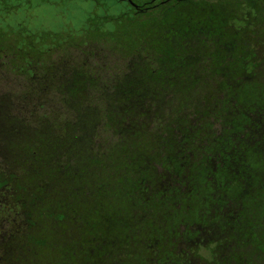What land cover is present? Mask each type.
<instances>
[{
  "label": "rangeland",
  "instance_id": "1",
  "mask_svg": "<svg viewBox=\"0 0 264 264\" xmlns=\"http://www.w3.org/2000/svg\"><path fill=\"white\" fill-rule=\"evenodd\" d=\"M148 1L0 0V167L19 187L22 206L16 226L7 228L4 236H0V264H160L167 258L176 260L177 251L181 252L179 255H190L186 252V243L192 240L191 236L200 234L195 227L200 217L192 209L193 204L198 206L199 193L194 200L174 189L165 199L159 197V192L192 182L202 192L203 178L192 166L195 160L181 174H176L169 172V164L161 159L160 168L143 176L150 193L145 194L143 186L135 193L142 197L147 195L144 200L152 199L149 204L157 211L153 206L145 208L142 201L124 199L129 186L123 189L121 179L111 180L110 176L115 166L126 170L123 177L128 176L129 171L146 166L150 154L163 152L165 157L175 158L183 148L190 154L192 143L183 146L176 141L183 134V127L189 125L185 124V114L193 113L191 125L195 126L196 139L200 140L203 115L229 113L226 101L233 96L232 90L244 86L240 78L228 74L230 70H238L235 58L239 48L254 51V71L264 74V0L168 1L136 14L133 6L140 7ZM173 6L175 10L167 12ZM26 45L30 61L24 59ZM40 49L49 51L39 55ZM160 52L165 54L159 57L158 64L164 68V74L154 83L160 89H155L152 84H146L139 69L142 64L146 67L151 64ZM172 55L184 61L175 63L169 58ZM27 67L34 77L12 69L26 71ZM90 68L97 69L99 85L108 86L105 95L97 92V87L88 91L87 77H96L89 73ZM78 70L82 73L79 76L76 75ZM260 83L264 84L255 82ZM116 86H119L117 93L112 95L110 90ZM158 90L162 93L155 92ZM239 91L233 101L240 106H243L241 102L254 103L257 111H264V98L260 101L253 97L241 99ZM143 97L150 99L148 114L152 113L155 125L161 127L162 121L163 124L166 120L175 121L173 128H166L167 142L161 144L152 131L148 137L153 134V140L141 136V143L135 141L133 147L130 142L118 146L101 141L96 146L83 145L78 140L77 135L84 134L80 131L83 128L94 135L89 123L97 118L96 114L93 119L85 118L91 114L84 110L89 102L123 104ZM119 110L122 114H115L113 110L112 120L122 121L127 116L124 110ZM135 112L140 113L141 108ZM262 115L257 121L253 120L256 126L248 138L262 136ZM78 118L81 122L74 127L77 130L65 124V132H59L52 124L53 120L60 124L62 120L70 123ZM212 124L216 130L217 125L214 121ZM239 131L236 129L233 133ZM62 133L63 137L59 138ZM103 135L109 142L115 141L112 131ZM97 154L107 168L106 175L103 173L106 168L92 162L97 160ZM135 154L131 168L130 157ZM219 156L216 155L214 161L220 159ZM59 157L64 161L60 167L54 162ZM112 159L116 161L114 165ZM253 162L257 166L250 160L247 162L248 193L253 196L248 199L257 198L263 203L264 191L257 192L259 180L255 175L264 173V163ZM218 180L215 178L213 182L218 183ZM137 181L143 183L144 180ZM229 197L233 198L232 205L239 215L251 208L248 200ZM159 200L166 201L163 204ZM53 203H60L58 207L66 216L65 225L53 226L46 220L45 215ZM120 204L126 205L128 210L117 217ZM261 207L254 209L255 215L260 214ZM174 208H179L178 219ZM223 211L227 209H220L221 213ZM26 217L31 222L29 227L25 225ZM214 220L209 217V224L216 228ZM207 223L205 218L204 224ZM257 228L258 238L263 239L262 242L257 240L256 264H264V226L257 225ZM12 230L14 238L11 240L7 236ZM211 230L206 229L210 238L217 235L215 229ZM41 231L50 244L41 256L35 257L30 244L36 237L31 236ZM26 234L29 240L24 237ZM238 241L241 244L240 238ZM148 245L156 246V254H150ZM200 256L208 259L204 253ZM225 259L237 258L228 253ZM248 259L246 256L245 260Z\"/></svg>",
  "mask_w": 264,
  "mask_h": 264
},
{
  "label": "trees",
  "instance_id": "2",
  "mask_svg": "<svg viewBox=\"0 0 264 264\" xmlns=\"http://www.w3.org/2000/svg\"><path fill=\"white\" fill-rule=\"evenodd\" d=\"M187 2V1H186ZM194 2V1H192ZM247 4V1L246 3ZM243 4V5H245ZM249 8L254 9L256 7L249 6ZM175 10V7L168 8L167 12H172ZM135 11V10H134ZM138 14L137 12H135ZM204 34V32L201 33V35ZM1 39V35H0ZM235 42V41H234ZM1 44V42H0ZM29 45V43H27ZM26 45V46H27ZM158 46L163 50V46L161 45V41L159 40ZM25 57L24 59L26 61H30V57L28 56L29 47L25 48ZM30 50H33L30 47ZM37 50V49H36ZM38 51V50H37ZM43 51H49L47 49H40L39 52H37L39 55L43 54ZM165 54L160 52L157 57L154 58V60L151 61V64H148L147 67L145 64H142L140 66L141 70V77H145L144 79L147 81L146 84H152L151 87L155 89H160L155 85L154 83L160 81L159 76L164 74V68H160L159 64V57L164 56ZM168 58V56H167ZM170 60H175V63H182L183 58H179L177 55L169 56ZM195 60H198L197 57H193ZM188 59V58H187ZM235 62L237 64V69L230 70L228 74L236 75V78H240L244 84V86L236 88L235 90H232V97H229V99L226 101L227 110L229 113H225V111H222L219 116H213L207 112L206 115H203L202 118V124L199 127V131L203 134L202 137L198 136L200 140L196 139L195 135V126H192L191 123L194 118L192 117L193 113L185 114V124L189 123V125L183 127L184 131L183 134L180 135V138H176L177 142H180L185 146L189 142L193 144V150L190 152L185 150L186 148L181 149V151H178V155L175 156V158H172L171 156L165 157V154L163 152L156 153V154H150V160L147 161L146 166L139 167L137 171H129L128 176H125L126 170H119L114 167V170L110 176L111 180H120L121 179V186L123 189L129 186V190L125 192V197L130 199L131 202L133 200L135 202H143V205L145 208L150 209L152 207V204H149L152 199H145L147 198L142 196H137L136 193L140 192L139 188L140 186H143L142 191L145 192V194L150 193L148 185L145 183V177L152 174V171H156L158 168H160V160L165 159V162L169 164L168 171L173 172L176 174H181L182 171H184L187 167H189V163L191 161L195 160V163L192 166H195L199 170V173L203 179L209 178L210 180H202L201 188L202 192L199 188L196 187L194 182L189 183L187 185H182L181 187L177 184V187L172 189H162L159 192V197H163L162 199H165L167 195L172 194V190L174 189L177 193H181L184 195V197H187L188 195L191 196L194 200L195 197L199 193L200 199L197 201L198 206L192 205V209L196 210V214L200 217L199 220H197L195 223L198 225H195L197 228V232L200 230L210 229V232H212L211 229H215L214 237L209 240V242L204 244H198L196 245L193 241L195 240V236L192 237L190 241H187L186 243V252H190V255H184L181 254V252L178 251L176 254H174V258L176 260H170V259H164L160 264H192V262L200 263L201 261L204 264H256L257 258L259 256V250H257V240L260 239V241L263 239V237H259V229L258 226H264V202L257 200V198H254V200H249L248 197L250 193H248L249 187V181L247 180L249 177L247 172H250L248 170L249 166L247 165L248 160L252 161L253 165L255 163L253 161H262L264 163V129L262 128V136L258 138V136L254 138H248V134L250 131L254 130V127L256 126L255 123H253V120L257 121V117H263L262 113L264 114V111L261 110L257 111L256 106L254 107V103H251V105H246L244 102H241L240 106L237 102H235L234 97H238L235 95L236 92L239 91V95L242 97L241 99L253 97L255 100H261V98H264V84H255V82H264V74L259 73L260 75H263L260 77L254 70H255V55L254 51H247L245 48H239V52H237V57L235 58ZM155 63V66H154ZM145 65V66H144ZM44 73H47L46 66H43ZM11 69V68H10ZM13 70L17 69L12 68ZM21 71V70H20ZM26 71H29V68L27 67ZM89 73L94 74L96 77L94 78L92 75L88 76L87 79H89L88 82V91L91 89H96L97 92L100 94H106V88L108 87L105 83L100 86L97 82V69H89ZM81 71L78 70L76 72V75L79 76ZM96 82V83H95ZM109 84V83H108ZM135 86V85H134ZM117 87L112 88L114 90H110L112 95H115L117 93ZM87 90V89H86ZM155 92H161L160 90ZM115 93V94H114ZM162 93V92H161ZM231 96V95H230ZM233 99L235 101H233ZM146 99L143 97L139 101L136 99L135 101H132L131 103H123L118 104L112 101H109L108 104H102L101 102L91 103L87 106L85 113H91L90 115H86L85 118L88 117V119H93L95 117L94 113L96 114V117L94 120H91L89 125L92 127L93 134H89L84 131L83 135H77L78 140L83 143V145H99L101 141H104L106 143H114L118 146H125L128 144V142L131 143L133 147V143L135 144V141H137L139 144L141 143L142 139L141 136H146L147 139L153 140V134L151 137L149 136V133L155 132L157 136L155 137L157 140H159L162 143H164L167 140V130L168 127H174L173 120H166L165 124H163L164 121L160 123L161 127L158 125H155L153 121L152 113L148 114L150 112V107L148 103L150 102V99ZM116 105H119L118 107ZM90 106V107H89ZM225 106V104L223 105ZM192 107V106H191ZM189 107V108H191ZM141 108L140 113H136L135 110ZM124 110L127 116L123 117V120L120 121L119 119H116V121L112 120V114L115 112V114H122V112L119 110ZM84 110L82 112H84ZM114 110V112H113ZM90 111V112H88ZM80 112V111H78ZM190 112H193L190 110ZM220 112V111H219ZM228 114V116H225ZM234 116H233V115ZM94 115V116H93ZM155 115V114H154ZM160 119L159 117L157 118ZM52 121V120H51ZM94 121V122H93ZM212 121L215 122L217 125V129L214 130ZM80 119L76 122H66L61 121L60 124H57V120H53L52 124L55 126L57 131L61 132L64 131L65 124L68 125L70 129H75L74 127L80 123ZM93 122V123H92ZM92 123V124H91ZM151 123V124H150ZM253 123V124H252ZM184 124V125H185ZM239 129V132L233 133L234 130ZM106 129V131H105ZM198 129V128H197ZM140 130H143V133H141ZM112 131L115 141L109 142L105 138H102L104 135L103 133ZM158 132V133H157ZM63 133L58 136L59 138L63 137ZM92 135V136H91ZM145 140V138L143 139ZM167 142V141H166ZM134 154V153H133ZM220 155L218 160L214 161V158L216 159V155ZM135 157L137 155L135 154L134 157H130L131 159V168L134 166ZM155 157L156 159H154ZM111 161H114L112 159ZM122 161H124V158H122ZM127 161V160H126ZM197 161V162H196ZM219 161V162H217ZM55 163H58L59 167L60 164H62L64 161H62L61 157L58 158L57 161H54ZM94 164H97L98 167H104L102 164V159L97 154V160L92 161ZM217 162V163H216ZM116 163V161L113 162V165ZM198 165H195L197 164ZM111 164V162H110ZM112 166V165H111ZM257 166V165H255ZM264 166V164H263ZM107 168L104 170V174L106 175ZM110 172V171H109ZM109 174V173H108ZM107 174V175H108ZM73 175V174H71ZM178 176V175H176ZM198 176V175H196ZM194 177V175H193ZM257 180V187L256 190L258 193H261L264 191V173L260 174V176L255 175ZM219 178L218 183H214V179ZM127 181L125 183L124 180ZM184 180H187L186 178H183ZM135 180H144L143 183ZM141 183V184H140ZM44 184V183H42ZM146 185V186H145ZM181 189H185V192H181ZM20 191V190H19ZM136 192V193H135ZM203 193V195L201 194ZM257 193V195H258ZM142 194V193H141ZM201 195V196H200ZM233 195L236 196L235 199H244L247 201L248 204H251V208L245 209V213L238 214L237 211H235L236 207H233L232 203H235L229 196ZM169 197V196H168ZM167 197V198H168ZM172 198V196H170ZM255 197H257L255 195ZM189 198V197H188ZM170 198L166 199L167 201ZM166 200H159L163 204V201ZM122 203V202H121ZM262 203V204H261ZM160 204V203H159ZM161 204V205H163ZM53 207L50 206L48 213L45 215L46 220L53 224V226L58 225H65L66 216L64 215V212L62 211L61 207H58L60 203L52 204ZM262 205L260 209V214L255 215V211L258 209V207ZM216 207V208H214ZM22 208V206H21ZM212 208L213 211L211 210ZM227 209V211L220 212V209ZM128 210V207L124 204H120L119 208L117 209V217L123 213L124 210ZM152 209H156L155 206L152 207ZM219 209V210H218ZM256 209V210H254ZM176 215L175 218L178 219V211L179 208H174ZM157 211V209H156ZM212 211V212H211ZM218 211L220 213H218ZM262 214V215H261ZM203 217L204 219H201ZM209 217H213L215 219L213 221V224L216 222L217 227L214 228V226H211L209 224ZM25 225L26 227H29V224L31 223L28 217H26ZM205 218L208 219V223L205 225L204 221ZM205 225V226H204ZM208 226V227H207ZM58 231H56L57 233ZM237 233V236L236 234ZM8 235V234H6ZM11 240L14 238V232L13 230L10 232V234L7 236ZM29 240L28 234L24 236ZM36 237L33 239L31 245V249L34 253L35 257L41 256L43 252L46 250L47 244L50 242L48 241V238L46 237L45 233L42 231L37 236H31ZM210 237V236H209ZM241 240V244L237 239ZM253 240V242H252ZM262 242V241H261ZM264 247V246H263ZM156 246L148 245V249L150 251V254L155 252ZM30 249V250H31ZM49 249V248H48ZM91 252V250L89 249ZM184 252V251H183ZM264 252V250H263ZM204 253L208 255V259L201 257L200 255ZM231 253L234 255L237 259L236 260H226L225 256ZM72 254V252H71ZM173 254V253H172ZM224 255V256H223ZM73 256V255H72ZM179 256H182L183 258H179ZM246 256L249 258L247 261L245 260ZM256 256V257H255ZM229 261V262H228ZM152 264H155L154 262H151ZM148 264H150L148 262Z\"/></svg>",
  "mask_w": 264,
  "mask_h": 264
},
{
  "label": "flooded vegetation",
  "instance_id": "3",
  "mask_svg": "<svg viewBox=\"0 0 264 264\" xmlns=\"http://www.w3.org/2000/svg\"><path fill=\"white\" fill-rule=\"evenodd\" d=\"M168 1H193V0H149L143 6L134 8L135 12H144L151 7L159 6L167 3ZM19 74L28 75L30 78L34 77L32 71H18ZM13 178H7L3 174L0 167V236L1 238L7 232V228L16 226L19 213L21 209V199L19 198V187L12 183ZM203 180H210L204 178ZM7 229V230H6ZM199 235L196 234L193 241L196 245L209 242V233L205 230H200Z\"/></svg>",
  "mask_w": 264,
  "mask_h": 264
},
{
  "label": "water",
  "instance_id": "4",
  "mask_svg": "<svg viewBox=\"0 0 264 264\" xmlns=\"http://www.w3.org/2000/svg\"><path fill=\"white\" fill-rule=\"evenodd\" d=\"M134 8H137L136 6H133Z\"/></svg>",
  "mask_w": 264,
  "mask_h": 264
}]
</instances>
